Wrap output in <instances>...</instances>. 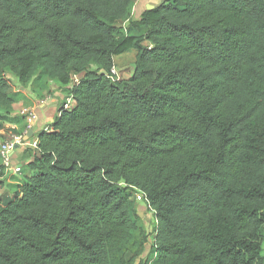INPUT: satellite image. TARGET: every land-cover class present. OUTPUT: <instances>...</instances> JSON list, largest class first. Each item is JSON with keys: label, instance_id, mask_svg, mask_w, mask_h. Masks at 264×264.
<instances>
[{"label": "trees", "instance_id": "obj_1", "mask_svg": "<svg viewBox=\"0 0 264 264\" xmlns=\"http://www.w3.org/2000/svg\"><path fill=\"white\" fill-rule=\"evenodd\" d=\"M131 6L0 0V122L35 77L72 96L0 197V264H264V0Z\"/></svg>", "mask_w": 264, "mask_h": 264}, {"label": "crops", "instance_id": "obj_2", "mask_svg": "<svg viewBox=\"0 0 264 264\" xmlns=\"http://www.w3.org/2000/svg\"><path fill=\"white\" fill-rule=\"evenodd\" d=\"M165 0H132V6L129 11V18L137 19L146 10L147 7H155ZM59 106L57 100L45 102L43 101L37 107L38 120L33 128L32 137L28 141L36 140L35 135L41 132L46 126L52 124L54 118L58 115ZM26 122L19 115V110L14 111L5 117L4 121L0 122V143L10 139L12 135L19 134L25 130ZM30 150V149H29ZM28 151V150H27ZM26 152V151H25ZM25 152L20 147H15V150L10 153L11 163L13 166L21 167V175H14L2 169L0 161V197L11 198L9 187L11 185L21 183L25 178L31 176V171L28 168V161L25 160ZM5 194V195H3ZM3 195V197H2Z\"/></svg>", "mask_w": 264, "mask_h": 264}, {"label": "rangeland", "instance_id": "obj_3", "mask_svg": "<svg viewBox=\"0 0 264 264\" xmlns=\"http://www.w3.org/2000/svg\"><path fill=\"white\" fill-rule=\"evenodd\" d=\"M124 25L125 23L121 24V26ZM133 64H134V54L132 52L125 53L121 56L116 57L114 60V66L117 70L119 78L126 79L130 77L133 71ZM9 77L12 81V87H11L12 92L19 91L20 87L18 86L17 81L11 78V76ZM69 88L70 86H61L55 82L47 81L45 78L35 77L30 82L28 87L24 90V94L29 100L18 106L15 109V112L18 110L20 112L21 109H32L37 114L38 105H40L43 101L48 102L52 100H57L58 106L62 107L65 104V100L69 95L68 94ZM23 132H20L19 134L16 135H21ZM132 196L136 205L135 206L136 212L142 219L144 226L147 228L148 231H150L152 228L151 226L153 223V218L150 216L149 211L145 209L144 205H142L141 194L138 193L137 191H134ZM2 199L4 202H7L9 200L8 198H2ZM149 253L150 251L149 248L147 247L143 255V258H146L147 255H149ZM143 260H141V263H143Z\"/></svg>", "mask_w": 264, "mask_h": 264}, {"label": "built area", "instance_id": "obj_4", "mask_svg": "<svg viewBox=\"0 0 264 264\" xmlns=\"http://www.w3.org/2000/svg\"><path fill=\"white\" fill-rule=\"evenodd\" d=\"M107 76L112 81H118L120 79L115 66L112 67L109 75H107ZM78 81H79V76H74L73 83L76 84V83H78ZM71 107H72V96H68L65 100V104L60 108H61V110L66 111V110H70ZM19 115L21 117H23L25 122H26V128H25L24 132L21 135H12L10 137V139L0 143L1 167L3 170L10 172L14 175H21L22 170H21L20 166H13L12 165L10 153L15 150L16 146L20 147L25 152L29 149L34 150L36 148V145H37V140H34V141H28V140L25 141L24 140L28 131H32L35 124H36V122L38 120L37 114L32 109H21L19 112ZM42 131L43 132H50L51 131V125L46 126ZM134 191H137L138 193L141 194L142 205H144L146 210L149 209V207L147 206L148 203H147L146 195L137 189H134ZM149 213H150V216L153 218V223L151 226L152 228L150 231L147 230L148 234H149V244L147 247L150 249V247L152 246V239H153L154 233H155L156 222L154 220L153 211L149 210ZM151 262H152L151 260L148 261V264H151Z\"/></svg>", "mask_w": 264, "mask_h": 264}, {"label": "water", "instance_id": "obj_5", "mask_svg": "<svg viewBox=\"0 0 264 264\" xmlns=\"http://www.w3.org/2000/svg\"><path fill=\"white\" fill-rule=\"evenodd\" d=\"M153 9V7H147L146 8V10H152ZM32 137V132L31 131H28V133H27V136L25 137V141H27L28 139H30ZM140 217V216H139Z\"/></svg>", "mask_w": 264, "mask_h": 264}, {"label": "clouds", "instance_id": "obj_6", "mask_svg": "<svg viewBox=\"0 0 264 264\" xmlns=\"http://www.w3.org/2000/svg\"><path fill=\"white\" fill-rule=\"evenodd\" d=\"M29 140V139H28Z\"/></svg>", "mask_w": 264, "mask_h": 264}]
</instances>
